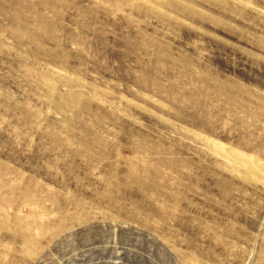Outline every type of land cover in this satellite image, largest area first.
<instances>
[{
  "label": "rangeland",
  "instance_id": "1",
  "mask_svg": "<svg viewBox=\"0 0 264 264\" xmlns=\"http://www.w3.org/2000/svg\"><path fill=\"white\" fill-rule=\"evenodd\" d=\"M0 264H264V0H0Z\"/></svg>",
  "mask_w": 264,
  "mask_h": 264
},
{
  "label": "bare ground",
  "instance_id": "2",
  "mask_svg": "<svg viewBox=\"0 0 264 264\" xmlns=\"http://www.w3.org/2000/svg\"><path fill=\"white\" fill-rule=\"evenodd\" d=\"M219 148L220 151H222V153L224 155H226L227 157H229L230 159H233L235 162H237L238 164L240 163V165H243L246 166V165H249L251 164L250 160H248L244 155H242L241 153H238L236 151H233V150H227V149H222L220 147H217ZM248 160L247 163L245 160ZM242 161H245V162H242ZM252 165V164H251ZM243 166V167H244Z\"/></svg>",
  "mask_w": 264,
  "mask_h": 264
}]
</instances>
